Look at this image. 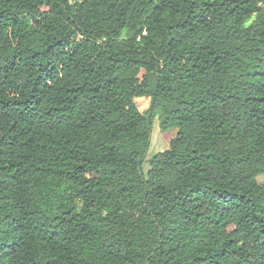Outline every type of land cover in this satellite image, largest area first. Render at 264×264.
I'll use <instances>...</instances> for the list:
<instances>
[{
    "label": "trees",
    "instance_id": "trees-1",
    "mask_svg": "<svg viewBox=\"0 0 264 264\" xmlns=\"http://www.w3.org/2000/svg\"><path fill=\"white\" fill-rule=\"evenodd\" d=\"M0 264H264V0H0Z\"/></svg>",
    "mask_w": 264,
    "mask_h": 264
},
{
    "label": "rangeland",
    "instance_id": "rangeland-1",
    "mask_svg": "<svg viewBox=\"0 0 264 264\" xmlns=\"http://www.w3.org/2000/svg\"><path fill=\"white\" fill-rule=\"evenodd\" d=\"M78 0H72L76 2ZM139 109L143 112L147 111L150 106V98L141 97L136 99ZM175 130L169 129L167 131H162L159 126V121L156 118L153 123L152 134H151V146L148 153V157L159 150L166 149L169 145L170 138L175 134Z\"/></svg>",
    "mask_w": 264,
    "mask_h": 264
}]
</instances>
